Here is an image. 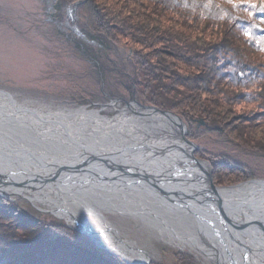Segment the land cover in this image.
Here are the masks:
<instances>
[{"label": "trees", "instance_id": "obj_1", "mask_svg": "<svg viewBox=\"0 0 264 264\" xmlns=\"http://www.w3.org/2000/svg\"><path fill=\"white\" fill-rule=\"evenodd\" d=\"M76 4L75 24L89 43L54 26L77 63L64 79L71 101L87 105L129 93L186 124L216 186L257 178L236 153L264 157V63L254 59L264 56V0H57L59 20L67 21ZM171 259L194 264L179 252ZM0 264L128 263L0 196Z\"/></svg>", "mask_w": 264, "mask_h": 264}, {"label": "bare ground", "instance_id": "obj_2", "mask_svg": "<svg viewBox=\"0 0 264 264\" xmlns=\"http://www.w3.org/2000/svg\"><path fill=\"white\" fill-rule=\"evenodd\" d=\"M13 99L0 90V146L15 147L21 152L23 150L31 151L46 160L61 156V158L67 157L72 161L76 159L83 161L88 159L84 154L87 152L106 159V156L111 153L114 156H120L125 152L132 154L133 162L141 163L142 167L145 165L148 169L143 168L146 170L145 172L155 173L156 186L171 188L167 189L168 197L158 196L157 191L150 188L151 186L148 184H135L131 182V177H127L117 181L118 187L113 192L106 191V184L103 187L96 185V189H78L72 185L58 184L54 191H15L16 195L10 196L15 202L29 201L30 204L62 218L70 227L85 230L91 234V238L96 244L110 249L108 251L113 254H121L130 263L151 264L158 256L152 248H143L126 240L121 229L106 219L105 214L108 212L147 221L151 224L149 226L158 230L161 242L172 245L177 240L182 243L181 247L194 248L204 257L215 259L216 261H214L217 263L215 255H217V243H220L217 237V217L205 215L201 221L195 208L192 207V204L190 205L192 201L187 200L179 204L180 202L177 200L181 194L185 197L194 195L198 200L193 202L206 212L203 206L206 204H203L200 201L202 198L199 197L209 192L202 180H198L203 176L202 173L192 164L194 167L190 171H183L180 176H175L174 179L166 176L174 173L172 171L176 170V167L186 162L184 160L186 156L179 148L180 141L163 137L162 132L160 133V130L168 131L169 118L146 110L143 112L147 122L144 121L143 124H140L143 120L101 119L97 112H89L85 107L53 110L46 107L38 108L32 104L17 103ZM128 107L137 109L134 105H128ZM173 120L178 122L176 119ZM152 137L158 142L152 141ZM186 137L189 140L188 135ZM52 145L55 146V149H52ZM146 148L149 151L150 148L164 149L163 152L167 154L159 155L158 158H153L149 162L148 159H144L148 158V152L143 151ZM55 152L57 154H54ZM198 152L195 153V157ZM13 158L29 167L36 166L38 163L34 162L35 159L34 161L23 160L19 155ZM188 162L190 163V161ZM263 188L264 182H253L236 188L219 189L218 194L229 202L241 203L249 200L252 202L261 194ZM247 215L248 219L253 222L264 221V204L261 203V206H258L257 212L247 211ZM90 216L94 217L100 226L94 225L88 218ZM201 224L206 229L208 227L211 229L208 244L214 245L209 249L206 242L196 235V233L201 235L200 227H198ZM233 234L237 239H241L243 243L253 248L255 253L253 257L243 260L244 255L246 256L248 253L239 250L230 241L229 236L221 233L227 246L221 249L219 245L218 250L220 258L226 259V264H231L229 256L233 258V264H264V256L261 253V251L264 252L263 246L244 240L236 232ZM212 247L216 250L215 255ZM255 256L257 257L255 258Z\"/></svg>", "mask_w": 264, "mask_h": 264}, {"label": "rangeland", "instance_id": "obj_3", "mask_svg": "<svg viewBox=\"0 0 264 264\" xmlns=\"http://www.w3.org/2000/svg\"><path fill=\"white\" fill-rule=\"evenodd\" d=\"M249 1L254 2L255 0ZM56 2L57 0H0V90L11 95L17 103L32 104L38 108L46 107L54 110L85 107L89 112H97L101 119L129 118L143 120L140 124H143L144 121L147 122L143 110L139 111V108L128 107V104L133 106L134 102L129 99V93H124L120 99L87 105L75 103L65 94L64 79L77 63L70 57L68 49L66 50L67 46L65 48L60 43L54 26L58 25L60 30L63 29L65 36H75L72 29L78 30V28L75 24L76 13L73 18L67 15L69 8L66 11L67 21L59 20L58 14L55 13ZM67 22L69 26H67ZM254 59L258 63H264V56L260 54ZM200 122L203 121H198L195 127L196 131L204 126V122ZM157 130L159 131V129ZM165 130H160L163 137L180 140V131L172 121H168V131L165 132ZM171 132L173 134H170ZM189 134L190 132L188 137ZM153 140L158 142L152 137ZM189 140L194 142L200 150L197 142ZM236 154L241 155L243 162L246 161L247 168L258 174L257 178L250 181H264V176L261 175L264 172V157L261 158V155L242 149ZM196 157L210 164L209 161L198 157L197 154ZM249 165L250 167H248ZM212 181L214 184L213 176ZM230 187L225 186V188ZM15 203L30 217L69 227L62 218L30 204L29 201ZM105 217L108 222L121 229L126 240L132 244H138L140 247L152 248L156 251L158 258L151 264H173L171 255L175 252L191 256L194 264H217L194 248L181 247L182 243L177 240L172 245L161 242L158 230L149 226L151 224L147 221L122 216L115 212H108ZM88 218L94 225L100 226L94 217ZM196 235L200 236L198 233Z\"/></svg>", "mask_w": 264, "mask_h": 264}, {"label": "water", "instance_id": "obj_4", "mask_svg": "<svg viewBox=\"0 0 264 264\" xmlns=\"http://www.w3.org/2000/svg\"><path fill=\"white\" fill-rule=\"evenodd\" d=\"M77 6L78 4L68 9L67 12L68 17L73 18L75 16ZM67 26H69L68 22H67ZM72 30L80 38L82 39L85 38V36L82 33H80L76 28H73ZM132 104L137 108H139L140 110L143 111L149 110L152 111L153 113L160 114L165 116L166 118H169V120L172 121L173 124H175L176 127L179 129L180 131L179 141L181 143L179 145V148L183 151L182 154L186 156L184 159L186 160V162L176 167L175 168L176 170L172 171L174 173L167 174L166 176H170L171 179H174L175 176H180L181 172L190 171L191 168L194 167L192 166V164L195 165L194 168H197L202 173L203 176L199 177L198 180L199 181L202 180V183L208 187L209 192L199 197L202 198L200 201H202L203 204H206L203 205L205 207L206 212H204L202 208H199L197 203L193 202L194 200H198V198H196V196L194 195L185 197L181 194L177 200H179L180 202L179 204H182L183 201L186 202L187 200L192 201L190 202V205L192 204V207L195 208L196 210L195 212L198 213V217L201 221L202 219H204L205 215H207V217L208 215L211 217L214 216L217 217V225L219 230L217 228L216 229H217V237L220 241V243H217V255H215L216 250H214V248L212 247L214 250V255L217 256V264H226V259L223 260L220 258L219 256L220 251L218 250L220 246L221 249L227 246V242L225 241V238H223L221 233H225L227 236H229L230 241L234 243L239 250L241 249L244 250L246 253H248L246 256L244 255L243 260H247L251 256L253 257L255 253L253 248L243 243L241 239H237L233 233L236 232L244 240H247L251 243L258 244L264 247L263 245L264 221L257 220L253 222L250 219H248L249 216L247 215V211L257 212L258 206L259 205L261 206V203L264 204V188L261 190V194L257 197V199H254L252 202L251 200H249V201H243L241 203H235L223 199L218 194V191L219 189H228V188L225 187L217 188L213 184L212 168L208 162L200 160L195 157V153L199 150V148L194 142L189 141L187 139L186 136L188 135L189 132L184 122L178 116H175L170 112L162 111L155 107L142 105L137 100H134ZM173 119H176L178 122L174 121ZM52 147H53L52 149H55L54 145H52ZM174 150L176 151L178 149H174ZM143 151L146 153L148 152L147 153L148 158L145 157L144 159H148L149 162H151L152 161L151 159L153 158L156 157L158 158L159 155L164 156L167 154L166 152H163L164 149L162 150V149L150 148L149 151L146 148ZM123 153L120 156H114L111 153V155L106 156L107 157L106 159L101 157L99 158V156H97L96 154L95 155L89 154L87 152L84 154L88 159L83 161H80L78 159L72 161L67 157L61 158V156H56L52 160H46L45 158L40 157V155H37V153L33 154V152L31 151L23 150V152H21L18 151L15 147L0 146V196L7 200H11L15 202L10 197L16 195L15 191H23V192H26L28 190L54 191L55 189H57L58 184L65 186L72 185V187L78 189H84V188L96 189V185L103 187L106 184L107 185L106 191L113 192L118 187L119 183L117 181H120L122 178L131 177L132 183L148 184L149 186H151L150 188L157 191L158 196L168 197L167 189H171V188L156 186L157 184L154 182L155 173L151 174L145 172L146 170H148L145 165L142 167L140 165L141 163L133 162L132 154H126L125 152ZM150 153L151 155H149ZM54 154H57V152H55ZM14 155L15 156L19 155L20 158L23 160L31 159L34 161L35 159L34 162L36 163L38 162V163L36 166L29 167L24 163L19 162L18 160L13 158L15 157ZM188 161H190V163ZM145 163L147 162L145 161ZM204 166H206L207 168L205 169ZM143 168H145L146 170H143ZM253 182H264V181L253 180L246 184ZM243 185L245 184H241L240 186ZM240 186H236V187H240ZM236 187H230V188H236ZM24 200L27 199L25 198ZM198 227H200L199 228V232L201 234L200 237L204 242H206L207 247L209 249L212 245H214V244L211 245V243L208 244V240H209L208 237L210 236L209 234H211L210 233L211 229L209 227L206 229V227H204L203 224H201V226L199 225ZM70 228L88 236L92 240L91 234L86 232L85 230H81L75 227H70ZM93 242L96 244L95 241ZM96 245L100 248L105 249L106 251L110 250L108 248H105L103 245H99V244ZM110 253L113 254L112 252ZM261 253L264 256V252L261 251ZM114 255L121 257L128 264H134V263H130L121 254L116 253ZM229 257L231 264H233L234 263L233 258L231 256ZM256 257L257 256H255V258ZM212 260L214 261L215 259Z\"/></svg>", "mask_w": 264, "mask_h": 264}]
</instances>
